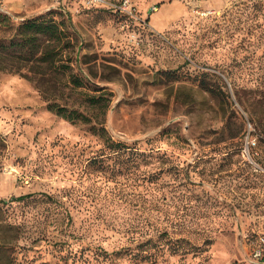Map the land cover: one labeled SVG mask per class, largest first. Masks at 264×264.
<instances>
[{
    "label": "rangeland",
    "instance_id": "rangeland-1",
    "mask_svg": "<svg viewBox=\"0 0 264 264\" xmlns=\"http://www.w3.org/2000/svg\"><path fill=\"white\" fill-rule=\"evenodd\" d=\"M104 1L0 0V40L43 16L71 38L69 72L0 71V264H264V16Z\"/></svg>",
    "mask_w": 264,
    "mask_h": 264
},
{
    "label": "trees",
    "instance_id": "trees-1",
    "mask_svg": "<svg viewBox=\"0 0 264 264\" xmlns=\"http://www.w3.org/2000/svg\"><path fill=\"white\" fill-rule=\"evenodd\" d=\"M250 7L253 16H264V0H253ZM0 18L1 23L8 19L1 15ZM68 30V24L63 18L56 21L53 16H43L38 19L27 20L26 23L17 28L18 40L12 39L9 42L0 40V71L21 72L23 69H28L40 77L49 69L56 73L69 72L70 65L65 63L54 64L58 62L59 54H61L58 50L60 44L65 40L70 42ZM22 74L28 76L26 73ZM70 81L75 87L83 86L82 81L77 76L71 75ZM206 90L212 92L210 88ZM48 108L68 121L90 123V117L87 114L74 109H67V107L59 106L56 103L48 104ZM90 130L97 134L112 151L118 153L122 151L121 145L112 140L104 126L93 125L90 126ZM29 196L21 195L17 199H25Z\"/></svg>",
    "mask_w": 264,
    "mask_h": 264
},
{
    "label": "built area",
    "instance_id": "built-area-1",
    "mask_svg": "<svg viewBox=\"0 0 264 264\" xmlns=\"http://www.w3.org/2000/svg\"><path fill=\"white\" fill-rule=\"evenodd\" d=\"M54 1V3L56 4V5H58V4H60L61 3V1H63V0H53ZM84 1V3L86 4V5H88V6H103V5H105V1L104 0H83ZM116 6V5H115ZM126 6V1L125 0H123L122 2H121V6H119L118 8L119 9H121V8H124Z\"/></svg>",
    "mask_w": 264,
    "mask_h": 264
}]
</instances>
